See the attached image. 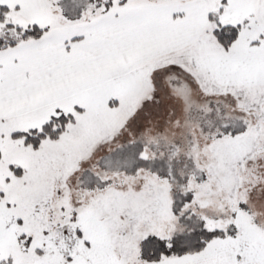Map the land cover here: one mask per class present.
<instances>
[{"label":"snow or ice","instance_id":"obj_1","mask_svg":"<svg viewBox=\"0 0 264 264\" xmlns=\"http://www.w3.org/2000/svg\"><path fill=\"white\" fill-rule=\"evenodd\" d=\"M0 264H264V0H0Z\"/></svg>","mask_w":264,"mask_h":264}]
</instances>
